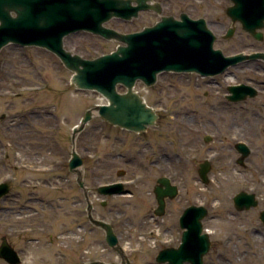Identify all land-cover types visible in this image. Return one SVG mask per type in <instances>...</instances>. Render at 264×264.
Listing matches in <instances>:
<instances>
[{
	"label": "rangeland",
	"instance_id": "rangeland-1",
	"mask_svg": "<svg viewBox=\"0 0 264 264\" xmlns=\"http://www.w3.org/2000/svg\"><path fill=\"white\" fill-rule=\"evenodd\" d=\"M228 5L227 0L222 1L220 8L212 0L208 10L217 13L215 18L225 19L229 25L225 14ZM154 20L143 14L130 22L112 18L105 25L126 33L140 30ZM241 39L254 43L249 47H260V42L239 33L227 40H217L215 47L224 53L232 49L239 51ZM117 45L115 41L87 32L64 39L66 49L90 59L113 51ZM245 64L249 66L246 69L249 79L242 71L232 70L230 75L218 77L217 84L202 85L199 90L194 88L193 81L178 75L166 77L170 85L162 90L163 98L156 92L159 85L149 91L138 83L135 85L134 90L149 104L161 109L162 122L168 129L165 144L169 153L179 154L174 164L180 168L181 175L179 197L161 217L153 219L148 214V208L154 204L153 196L147 194L155 182L151 180L137 181L132 198L118 196L111 200L120 208V215L101 216L99 209L93 212L94 217H103L112 224L131 264H158L155 257L159 250L177 247L182 233L178 218L182 209L191 204H203L209 209L203 225L210 235L211 245L204 256V264H264V227L258 218L264 206V196H260V96L247 99L248 103H237L233 108L224 97L227 85L247 82L254 86L257 81L260 85V78L254 72L260 60L240 63ZM71 75L72 72L45 49L10 44L0 51V182L10 183L8 195L0 200V242L6 235L15 249L21 251L20 255L26 257L25 264L35 260L38 264H81L93 259L111 264L119 261L118 255L105 243L104 233L94 228L85 216L74 211L55 214L47 206L38 204H31L38 213H34V208L23 209L29 190L22 189L20 183L22 173L18 162L23 157L17 134L24 129L52 126L67 134L79 124L86 110L104 101L95 91L76 89L70 83ZM205 91L215 107V117H211L213 126L207 119L192 118L197 114L194 110L201 111L199 102ZM43 111L51 112L56 119L34 116ZM185 112L190 119L182 116ZM100 126L101 121L95 115L76 136V152L91 162L102 154L103 147L97 141ZM206 134L211 141H203ZM240 139L247 140L252 149L247 169L227 161L228 146ZM85 140L86 144L82 145ZM213 152L216 155L211 160V182L205 187L199 180L198 165ZM142 169H135L136 179H139V172H144ZM239 191L255 193L258 207L238 213L232 197ZM36 192L39 197L51 200L44 189L38 188ZM63 194L68 193L64 191L57 197ZM81 224L84 227L80 230L77 225ZM70 227L75 232H67Z\"/></svg>",
	"mask_w": 264,
	"mask_h": 264
},
{
	"label": "water",
	"instance_id": "water-1",
	"mask_svg": "<svg viewBox=\"0 0 264 264\" xmlns=\"http://www.w3.org/2000/svg\"><path fill=\"white\" fill-rule=\"evenodd\" d=\"M0 0V50L8 44L36 46L52 52L61 63L72 72L71 83L81 90L96 91L106 100V104L95 105L86 110L80 125L74 128L75 134L82 130L94 115L103 117L107 122L129 130L141 131L156 120L154 110L144 103L133 91L136 81L151 86L157 74L166 72H196L201 75L220 74L230 66L244 60H264V54H236L226 56L220 49L214 48L216 36L208 29L204 20L192 21L182 14L176 21L172 17H161L152 26L132 33H121L104 24L111 18L131 21L140 10H148L146 0ZM232 5L226 14L232 22H240L242 28L260 40L256 29L264 27V0H231ZM202 19V18H201ZM85 31L99 35L106 40L118 42L116 49L94 59H84L64 48V37ZM233 29H229L226 38H230ZM117 85H123L127 91L118 93ZM229 99L237 102L254 97L256 90L240 84L229 87ZM208 137L205 141H208ZM242 146V145H241ZM245 147V146H243ZM248 154L244 151L243 157ZM81 164L80 158L73 153L71 166ZM209 165L203 163L199 176L207 183ZM82 186V181H78ZM154 189L159 204L157 215L164 212L165 197L172 199L177 194L176 186L168 178L158 180ZM119 186V185H118ZM165 187V190L162 187ZM99 192L121 193L122 190ZM9 191L8 183H0V200ZM238 211L257 206L254 194L240 192L233 198ZM203 206L187 207L179 218L182 231L178 247L160 250L155 258L158 264H203V258L210 249V239L203 232L202 220L207 216ZM88 219L92 225L102 229L105 242L121 259L120 264H130L127 255L119 244L111 224L93 218L91 204L88 206ZM264 223V211L260 213ZM0 257L11 264L19 262L18 254L2 237ZM83 264H109L101 260H91Z\"/></svg>",
	"mask_w": 264,
	"mask_h": 264
},
{
	"label": "flooded vegetation",
	"instance_id": "flooded-vegetation-1",
	"mask_svg": "<svg viewBox=\"0 0 264 264\" xmlns=\"http://www.w3.org/2000/svg\"><path fill=\"white\" fill-rule=\"evenodd\" d=\"M215 1L216 5H219L221 8L222 1L226 0ZM227 1L230 5L231 1ZM211 2L212 0H146V3L150 8L147 11L139 12L138 16L134 19H138L143 14H147L151 19H156L151 24H148L152 25L163 16L173 17L174 20L183 21L184 19L179 18L182 14H186L191 18L190 20L193 21L201 20L200 18H203L207 27L218 36L217 40H224L223 36L229 28L233 29L234 34L239 33L240 36L243 34L248 38L255 40L252 35L242 29L239 23H233L231 19H226L229 22V25H227L225 19H216L215 17L217 13L208 10ZM131 3L132 5H136L134 0H132ZM248 45H254V43H249L241 39L240 46L242 47L239 51L232 49L225 54L264 53L263 30L260 31V47H249ZM248 68L249 66H247V64L244 66L238 64L237 66L229 68L224 73L216 76H202L197 73L163 72L157 76L156 82L153 86H146L142 82L137 83L142 87H145L148 91L159 85V87L156 88V92L160 95V98H163L161 97L162 90H164L165 86L170 85V81L166 77L178 75L179 78L183 77L184 79H188L189 82L193 81L195 83L194 88L199 90L202 85L212 86L213 84H217L218 77L228 76L232 73V70L242 71V74H244L243 76L249 79V76L247 75L248 71L246 70ZM254 72L257 74V78H260V85L257 81L254 87L257 90V95L255 97L260 96V196L262 197L264 196V61L262 59H260V65L255 67ZM251 82L254 83V79ZM163 83H165V85H163ZM238 83L242 82H237L235 84ZM228 86L229 85H227V87ZM125 91L126 90L123 86L118 87V92L124 93ZM201 96L202 99L199 102L201 111L197 112V110H194V113L197 114H193L192 118L195 119L196 117L207 119L210 125L213 126L214 123L213 120H211V117H215V107L210 101L209 93L207 91L203 92ZM160 98L159 101H162ZM180 98L182 99L184 96H180ZM144 101L147 106L152 108L157 107V105L149 104L146 99H144ZM105 102L106 101L104 100L101 104ZM244 102L248 103V100H245ZM228 103L232 108L235 104H237L230 101H228ZM43 112L44 113H37L34 116L39 118L48 117L56 119L54 114L51 112ZM162 114L163 113H161V111H156V120L154 124L147 125L146 128L141 131L129 130L117 125H112L103 117L99 116L101 126L98 127L97 141L98 144L103 147L102 154H100L101 156H97V160L91 162L85 158V155L78 153L81 158V166L78 169L79 173L74 172L73 168L70 166L73 149L72 131L66 134L63 133L59 127L52 126L47 128L24 129L22 133H18V145L22 149L20 153L23 157L19 159L18 162L19 171L22 173L20 183L22 189L29 190V192H27V197L24 199L26 204L23 205V209L34 208L31 204H38L40 206H47V208H50L55 214L57 212L72 214L74 211L87 218L88 200H90L92 212L99 209L101 210V216H116L120 215V208L111 203V200L118 196H127L128 198H132L134 196L133 186L136 185L137 181L142 183L145 180H151L155 182L147 191V194L153 196L154 204L148 208V214L154 219L156 214L159 213V204L156 200L154 189L158 186V180L166 177L170 180L172 185L176 186L177 196L173 199H169L168 196L165 197V214L166 211L169 210L170 204L179 197L180 187L178 186V180L181 175V170L174 164L175 159L178 161L179 154L174 155L169 153L167 150V145L165 144L167 138L165 136L168 129H166L165 124L162 122ZM182 116L187 119L191 118L187 112L183 113ZM205 136L203 137V141L205 140L204 138H206ZM208 139L209 141L212 140L211 137ZM84 142L86 144V140L82 141V145ZM240 142H244L249 149V152L245 157H243L242 150L238 148V144ZM83 151L87 152V149L84 148ZM251 153L252 149L249 147V142H247V140H236L235 143H232L227 148V161L228 163H234L240 168L247 169L248 157ZM215 155L216 152H213L209 155V157L203 160V162L208 160L209 163L208 185L211 182V177L209 175L212 167L211 160L215 158ZM202 163H199L198 170L200 168V164ZM135 169H142L144 171L143 173L139 172V179L135 178V175L137 174ZM78 179L82 180L83 187L78 184ZM115 183H122V185L112 187L110 190L121 189L125 192L103 195L97 191V188L101 185ZM38 188H42L47 191L48 194L51 195V200L50 198L45 200L44 198L39 197L36 192ZM162 189L165 190V187L163 186ZM64 191L68 194H63V196L58 198L57 194H62ZM93 197L96 201L95 199L93 200ZM183 210L184 208L182 211ZM263 210L264 206L260 210L258 218ZM34 213H38V210L35 208ZM101 219H103V217ZM83 227V224L77 225V228L80 230L83 229ZM66 231L69 233L75 232L71 227ZM9 243L12 245L10 241ZM13 248L15 249L14 246ZM17 253L20 258L19 264H25L24 259L26 257L21 256V251L19 250ZM35 261L31 264H38V262ZM0 264L9 263L0 258Z\"/></svg>",
	"mask_w": 264,
	"mask_h": 264
}]
</instances>
